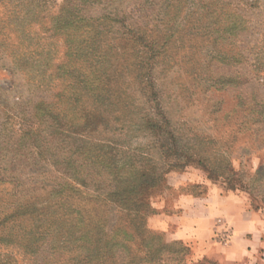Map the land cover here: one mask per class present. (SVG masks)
Wrapping results in <instances>:
<instances>
[{
  "label": "rangeland",
  "instance_id": "rangeland-1",
  "mask_svg": "<svg viewBox=\"0 0 264 264\" xmlns=\"http://www.w3.org/2000/svg\"><path fill=\"white\" fill-rule=\"evenodd\" d=\"M140 1L118 0L136 30L119 36L129 47L137 36L159 42L151 74L137 79L128 70L126 92L103 106L106 120L73 134L35 113L40 102L56 103L66 85L58 67L69 59L67 31L57 24L64 5L78 0H0V264H30L23 244L7 236L24 233L33 214H62V196L102 222L123 223L148 259L152 247L175 243L161 264H220L174 236L168 220L183 196L236 192L264 211V0H219L212 16L220 26L244 19L227 35L216 32L197 0L185 2L174 22L164 6L138 12ZM93 4L101 14L100 1ZM104 21L95 23L105 28ZM28 118L34 128L24 134ZM72 149H82L76 167L62 161ZM90 149L92 165L85 160ZM140 226L150 233L139 234Z\"/></svg>",
  "mask_w": 264,
  "mask_h": 264
},
{
  "label": "trees",
  "instance_id": "trees-1",
  "mask_svg": "<svg viewBox=\"0 0 264 264\" xmlns=\"http://www.w3.org/2000/svg\"><path fill=\"white\" fill-rule=\"evenodd\" d=\"M97 1L78 0L73 5L71 3L64 5L66 10L64 9L57 27L67 31L69 59L59 65L58 75L64 77L66 85L57 93L59 100L56 103L40 102L36 105V116L41 113L40 118L47 120L51 117L57 122L55 129L61 127V130L73 134L95 131L98 125L106 120L104 107H109V98L122 96L120 91L126 92L128 86L123 85L127 84L125 77L128 70H130L129 75L135 74L137 79H140L144 71L150 73L153 69V65H149L150 61L157 58L160 47L156 39L148 42L147 36H137L132 41L133 45L129 47L128 42L119 36L130 33L136 35L135 24L130 22L128 10H122L120 4L117 5L118 0H99L103 10L101 14H96L97 7L93 3ZM143 1L138 4V12L144 11L143 8L148 10L152 6H164L168 8L165 14L168 22H174L180 17L184 3L188 0ZM196 2L199 3L200 8L203 6L206 8L204 17L213 21L212 25L216 26V32L224 35L234 34L244 21L243 17L238 16L233 20V24L225 28L222 24L220 26L218 16H212V12L217 10L219 0H213L212 3L210 0ZM189 15L192 17L195 12L189 13L187 10L186 16ZM98 19L105 20L107 29L100 23H95ZM117 40L122 41L117 43ZM143 44L144 47L141 48ZM161 45L164 47L165 44L161 43ZM142 49L145 51L143 55L140 54ZM61 100L66 103L65 107L60 103ZM43 104L46 105L42 106ZM30 119L21 124L20 129L24 134L33 131L34 124L30 123ZM63 131L62 134L65 133ZM81 151L82 149L69 150L62 161L67 163L69 161L75 167L79 166ZM95 156L93 150H88L86 163L88 165L95 163L97 160ZM146 179L143 175L142 180L147 181ZM136 187L142 188V184L138 182ZM125 200V196H116L115 199L118 205L120 202L123 208H129L131 204L126 203L125 207ZM61 202L64 204L62 214L59 210H52L49 214L45 213L46 211L33 214L27 219L28 223L23 224L24 233L11 232L7 236L10 242L19 241L23 244L24 254H30V264H161L162 252L170 253L169 246L175 244L163 242L161 247H152L148 259L147 256H143L142 244H137V240L135 242L128 236L123 223L119 224L116 220L111 225L108 220L102 222L99 217L93 216V213L81 210L80 202L75 201L71 196H62ZM139 229L137 230L139 234L150 233L144 226H140ZM42 247L44 251L48 250L47 254L40 255L37 259L35 254ZM175 252L180 253L179 250Z\"/></svg>",
  "mask_w": 264,
  "mask_h": 264
},
{
  "label": "crops",
  "instance_id": "crops-1",
  "mask_svg": "<svg viewBox=\"0 0 264 264\" xmlns=\"http://www.w3.org/2000/svg\"><path fill=\"white\" fill-rule=\"evenodd\" d=\"M180 212L169 218L174 236L188 242L198 254L220 264H264V211L240 193L221 190L179 199ZM228 230L227 242L218 237Z\"/></svg>",
  "mask_w": 264,
  "mask_h": 264
},
{
  "label": "built area",
  "instance_id": "built-area-1",
  "mask_svg": "<svg viewBox=\"0 0 264 264\" xmlns=\"http://www.w3.org/2000/svg\"><path fill=\"white\" fill-rule=\"evenodd\" d=\"M219 237L221 238L222 241L227 242L229 239V232L226 230L225 232H222L219 234Z\"/></svg>",
  "mask_w": 264,
  "mask_h": 264
}]
</instances>
